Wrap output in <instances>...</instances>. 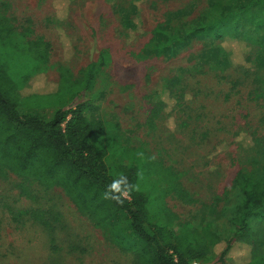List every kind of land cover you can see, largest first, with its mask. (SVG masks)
<instances>
[{
  "label": "rangeland",
  "instance_id": "374dc122",
  "mask_svg": "<svg viewBox=\"0 0 264 264\" xmlns=\"http://www.w3.org/2000/svg\"><path fill=\"white\" fill-rule=\"evenodd\" d=\"M188 1L193 4L189 15L162 25L165 11ZM231 7L226 0H168L155 6L151 0H0V23L9 25L12 36L20 39L16 50L0 43L5 77L0 89L12 91L9 96L20 113L45 119L58 108L69 110L80 104L89 120L103 121L109 145L119 147L109 160H118L125 146L135 156L141 151L156 155L153 162L145 161V167L162 163L177 173L186 197H179L178 190L166 194L164 188L162 200L151 211L160 216L158 206L163 202L179 221L214 220L220 226V210L237 171L250 170L264 160V99L255 94V74L260 77L264 71L260 40L264 28L244 24L247 38L261 43L253 63L246 62L239 41L224 42L234 64L253 70L247 79L245 70L239 79L229 68L214 30L203 31L220 10ZM58 13L67 14L72 23L70 36H61L51 23ZM129 19L134 28H127ZM188 32L180 45L179 38ZM38 41L42 44L31 45ZM172 42L179 44L174 53ZM102 51L108 58L90 87L86 79H78L91 62L100 60ZM14 60L29 78L18 74ZM34 61L42 65L28 66ZM173 72L183 77L191 99L180 98L165 112L167 105L162 102L158 109L154 94L175 99L159 92L163 79ZM233 79L239 80L235 87ZM68 96L69 102L62 106ZM170 117L174 131L166 127ZM154 182L157 176L152 175L148 185ZM21 184L28 185V193L21 191ZM154 190L159 193L162 188L152 189V195ZM34 208L47 211L48 227L26 213ZM119 219L117 215L114 222ZM252 233L259 251L264 250V217L253 222ZM230 243L225 257L221 253L226 242L220 241L207 258L191 264L246 263L251 246L235 238ZM136 257L133 250L113 243L108 231L94 225L62 189H45L14 172L0 173V264H137Z\"/></svg>",
  "mask_w": 264,
  "mask_h": 264
},
{
  "label": "trees",
  "instance_id": "16d2710c",
  "mask_svg": "<svg viewBox=\"0 0 264 264\" xmlns=\"http://www.w3.org/2000/svg\"><path fill=\"white\" fill-rule=\"evenodd\" d=\"M157 1L168 0H151L152 6H155ZM226 1L231 2L232 7L226 11L220 10L221 15L209 25H205L203 31L214 30L220 50L229 61V68L234 73L237 72L239 79L241 71L245 70L244 77L247 79L251 74V77L254 75L253 70L234 64L224 42L227 39L239 41L246 50V62L253 63L256 54L260 53L261 43H252L247 38L246 33L249 32L244 24L253 26V29L260 26L264 28V0H259L256 4L257 0H243V3L239 0ZM192 8L193 4L188 1L178 8L165 11L162 25L167 26L174 20L189 15ZM50 21H54L61 36L62 33L63 36H70L72 23L69 22L67 14H55ZM0 25V43L16 50L17 40L20 39L12 36L14 31L10 30L9 25ZM129 27H135L131 19L127 21V28ZM189 34L190 32L179 38L178 43L181 45ZM260 38L264 41V34L260 35ZM175 42H172L171 46L173 53L179 45L174 44ZM34 44L42 42H32L31 45ZM105 54L106 52L102 51L100 60L91 62L78 80L84 78L89 86L93 87L99 69L108 58ZM32 64H35L34 67L42 65L40 61H34L28 66ZM13 65L18 67V74L24 72H21L15 60ZM60 66L64 67L63 64ZM22 67L26 68L27 63L24 62ZM2 70L0 67V77L4 76ZM24 74L27 78L30 77L28 71ZM3 79L5 77L0 78ZM255 81V94L264 99V71L260 77L255 74ZM231 82L235 87L239 80L233 79ZM0 84L4 85L2 82ZM159 92H167L168 96L175 98L176 103L180 98L184 99L186 92L183 77L173 72L163 79ZM11 93V90L0 89V173L14 172L24 181H32L45 189H62L94 225L108 231L113 243L133 250L137 256V264H191L207 258L214 245L220 241L226 242V247L221 253L223 258L230 249V239L233 238L251 246L250 259L244 264H264V250L259 251L252 233L253 222L264 217V160L250 170L241 168L237 171L220 210L223 218L220 226L218 223L215 225L214 220H205L202 224L179 221L163 202L158 206L161 213L157 216L158 212L151 209L157 200H162L164 188L168 190L166 194L178 190L179 197L185 198L187 195L174 170L163 166L162 163L145 167V161L140 162L134 155L135 151L125 146H122L119 159L114 161L116 165H112L114 162L109 160V157L113 156L119 147L109 145L111 137L107 134L103 121L89 120L80 104L69 110L58 108L49 119H45L31 113H20L16 108L17 103L9 96ZM154 95L158 96L155 103L160 109L162 94L157 92ZM69 100L68 96L62 106ZM137 170L143 172L142 179H137ZM120 174L127 175L131 182L140 186L139 192L132 193V202L125 201L123 205L105 200L102 196L106 186ZM152 175L157 176V182L149 186ZM158 186H161L162 190L159 193L154 190L152 195V189H157ZM20 189L24 193L29 191L26 184H21ZM26 213L44 227L50 225L46 218L47 211L34 208ZM117 215L120 219L114 222Z\"/></svg>",
  "mask_w": 264,
  "mask_h": 264
},
{
  "label": "clouds",
  "instance_id": "9594fccd",
  "mask_svg": "<svg viewBox=\"0 0 264 264\" xmlns=\"http://www.w3.org/2000/svg\"><path fill=\"white\" fill-rule=\"evenodd\" d=\"M186 100L191 99L190 94L185 95ZM161 100L167 105V107L164 109L165 112H170L172 110V107L175 104V101H169L167 96H162ZM166 127L169 128V130L174 131L175 130V122L174 118L170 117L169 120L166 122ZM239 139V137L237 138ZM137 158H139L141 161H154L157 159L156 155L153 154L151 156H146L144 152H137L136 153ZM137 179H142L143 172L141 170H137L136 172ZM140 186L138 183H133L129 180V177L124 174L118 175L116 178H114L107 186L105 191L102 193L103 199L105 200H111L116 202L117 204L123 205L125 201H128L129 203L132 202V193L133 192H139Z\"/></svg>",
  "mask_w": 264,
  "mask_h": 264
}]
</instances>
